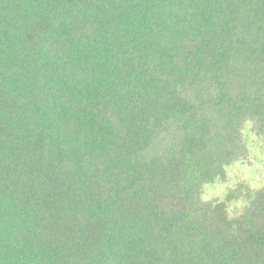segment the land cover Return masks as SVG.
<instances>
[{
  "label": "trees",
  "instance_id": "trees-1",
  "mask_svg": "<svg viewBox=\"0 0 264 264\" xmlns=\"http://www.w3.org/2000/svg\"><path fill=\"white\" fill-rule=\"evenodd\" d=\"M246 126L264 0H0V264H264Z\"/></svg>",
  "mask_w": 264,
  "mask_h": 264
},
{
  "label": "rangeland",
  "instance_id": "rangeland-1",
  "mask_svg": "<svg viewBox=\"0 0 264 264\" xmlns=\"http://www.w3.org/2000/svg\"><path fill=\"white\" fill-rule=\"evenodd\" d=\"M243 132L247 142L248 159L234 161L214 182L205 185L202 189L203 199L219 202L226 195H231L233 199L239 198V202H242L246 188H258L264 185V152L261 141L248 132V126ZM232 206L234 205L229 206V211Z\"/></svg>",
  "mask_w": 264,
  "mask_h": 264
}]
</instances>
